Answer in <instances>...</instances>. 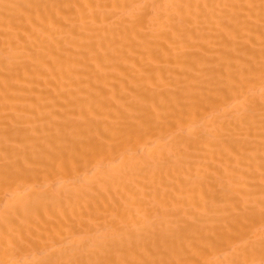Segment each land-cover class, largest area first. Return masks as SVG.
Listing matches in <instances>:
<instances>
[{"label": "bare ground", "instance_id": "obj_1", "mask_svg": "<svg viewBox=\"0 0 264 264\" xmlns=\"http://www.w3.org/2000/svg\"><path fill=\"white\" fill-rule=\"evenodd\" d=\"M0 264H264V0H0Z\"/></svg>", "mask_w": 264, "mask_h": 264}]
</instances>
